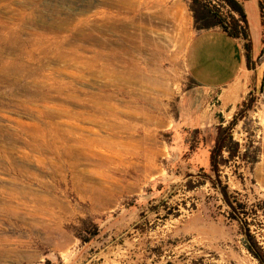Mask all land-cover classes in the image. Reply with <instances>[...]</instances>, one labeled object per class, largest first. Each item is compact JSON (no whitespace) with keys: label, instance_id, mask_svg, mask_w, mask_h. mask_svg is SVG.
<instances>
[{"label":"rangeland","instance_id":"1","mask_svg":"<svg viewBox=\"0 0 264 264\" xmlns=\"http://www.w3.org/2000/svg\"><path fill=\"white\" fill-rule=\"evenodd\" d=\"M139 4L0 0V264H260L197 175L218 125L189 136L179 122L194 84L185 23L150 22ZM173 23L183 39H165ZM226 117L240 155L224 152L220 179L256 206L264 247V90Z\"/></svg>","mask_w":264,"mask_h":264},{"label":"crops","instance_id":"2","mask_svg":"<svg viewBox=\"0 0 264 264\" xmlns=\"http://www.w3.org/2000/svg\"><path fill=\"white\" fill-rule=\"evenodd\" d=\"M243 6L253 41L250 65L242 38L229 36L220 26L196 30L188 0L153 2L155 18L159 21L180 19L185 23L188 39L182 51L194 84L181 96L180 104L185 110L179 122L191 128L224 125L226 114L233 112L248 94L260 91L261 83L263 87L264 63L260 55L264 47V23L259 0H243ZM173 25L170 26L175 29ZM175 30L178 34H168L171 40L183 39V33Z\"/></svg>","mask_w":264,"mask_h":264},{"label":"trees","instance_id":"3","mask_svg":"<svg viewBox=\"0 0 264 264\" xmlns=\"http://www.w3.org/2000/svg\"><path fill=\"white\" fill-rule=\"evenodd\" d=\"M189 7L194 16V24L197 31L208 30L220 26L229 36L233 38H242L244 40V48L249 65L252 61L253 41L248 24L247 14L243 6V0H188ZM260 11L264 23V1L259 0ZM264 43V36H263ZM264 51V47L262 52ZM262 92V83L259 87ZM237 118L224 126L218 125L215 143L210 148L209 154V171L204 166L199 167L198 176H203L212 182L221 195L223 202L228 207V214L234 220H237L240 226L244 229L246 235L244 239L245 247L252 253L259 261L264 264V247L257 239L256 235L250 229L249 218L257 213L256 206L249 207L246 202L231 195L227 185L222 183L221 166L225 164L226 159L223 158L224 152L229 151L231 157L240 155V146L235 142L232 146L233 137L231 130L237 123ZM201 128H194L192 133L188 131L189 136L201 132ZM192 139V137H191ZM190 139V140H191ZM193 140V139H192ZM233 149V150H232ZM191 177L194 174H190ZM216 176V178H214ZM97 233L93 231V236ZM92 237H87V241L92 240Z\"/></svg>","mask_w":264,"mask_h":264},{"label":"bare ground","instance_id":"4","mask_svg":"<svg viewBox=\"0 0 264 264\" xmlns=\"http://www.w3.org/2000/svg\"><path fill=\"white\" fill-rule=\"evenodd\" d=\"M140 1H143V3H144V5L145 4H147V7H148V18H149V20H150V22H151V20H153L154 19V17H155V13H153L152 12V7H153V0H126L125 2L124 1H122L121 2V0H120V3H121V7L123 6V7H125L126 8V10L127 9H130V11L128 10V12L127 13H130V14H135V12H136V10H137V4H139V2ZM13 2V1H12ZM150 3H152V4H150ZM110 4V3H109ZM116 4V3H115ZM140 4H142V2L140 3ZM139 4V5H140ZM120 5V4H119ZM138 5V6H139ZM109 6V5H108ZM39 7V6H38ZM120 7V6H119ZM22 8V7H21ZM31 8V7H30ZM110 8V7H109ZM112 8H114V7H112ZM145 9H147V8H145ZM149 10L151 11V12H149ZM89 11V10H88ZM87 11V12H88ZM114 11V10H113ZM116 11V10H115ZM140 11V10H139ZM86 12V13H87ZM116 12H118V11H116ZM120 12V11H119ZM126 12V11H125ZM95 15H99V17H101V13H102V17H103V13H105V11H95V12H93ZM127 13H125V15L127 14ZM83 14V13H82ZM116 14V13H115ZM122 14V13H121ZM139 14V13H138ZM137 14V15H138ZM16 15H18V14H16ZM80 15V14H79ZM118 15V14H117ZM124 15V14H123ZM123 15H122V17H123ZM128 15V14H127ZM146 15V14H145ZM73 16V15H72ZM78 16V15H77ZM105 16V15H104ZM119 16H120V14H119ZM82 17V16H81ZM91 17V15L90 14H86V16H83L82 18H80V17H78V19L75 21V22H73V26L74 27H77V26H79V25H84V27L82 28L84 31H86L87 30V28L86 27H88L89 25H90V18ZM95 17V16H94ZM75 18V17H74ZM138 18V17H137ZM128 19V18H127ZM126 19V20H127ZM92 20V19H91ZM99 20V19H98ZM97 20V21H98ZM124 20V19H123ZM129 20V19H128ZM168 21L169 20H165L164 18H162L159 22H160V24L163 26V25H165V24H167L168 23ZM122 22V21H121ZM3 26H5V25H3ZM10 27V26H9ZM7 28H8V26H7ZM11 28V27H10ZM17 28V27H16ZM3 30H7V29H3ZM13 30V29H12ZM9 31V30H8ZM83 31V32H84ZM133 31V30H132ZM10 32H12V31H10ZM40 32V31H39ZM4 33V32H3ZM6 33V32H5ZM7 33H9V32H7ZM45 33V32H44ZM52 33V32H51ZM78 33V32H77ZM87 34V36H91V32H86ZM101 34V33H100ZM46 35V34H45ZM62 35V34H61ZM85 35V32H84V34L82 35V36H84ZM164 35V34H163ZM3 36V35H2ZM9 36V35H8ZM164 37H165V39H167V40H171V37H170V35H164ZM74 38V37H73ZM85 38V37H84ZM128 39H129V37H128ZM39 40H40V38H39ZM65 40V39H64ZM179 40V38H177L176 39V41H178ZM43 41V40H42ZM112 41V40H111ZM126 41V40H125ZM39 42V41H38ZM120 42V41H119ZM71 43V42H70ZM51 44H52V42H51ZM88 44V43H87ZM110 44V43H109ZM74 46V45H73ZM107 46H109V45H107ZM78 47V46H77ZM92 47V46H91ZM112 47V46H111ZM76 48V47H75ZM80 48V47H79ZM97 48V47H96ZM120 48V47H119ZM45 49V48H44ZM57 49V48H56ZM74 49V48H73ZM114 49V48H113ZM61 50V49H60ZM54 51V50H53ZM58 52V51H57ZM72 52V51H71ZM53 53V52H52ZM56 54V53H55ZM80 54V53H79ZM77 55V54H76ZM90 56V55H89ZM61 58V57H60ZM98 59V58H97ZM104 60V59H103ZM88 61V60H87ZM82 64V63H81ZM24 71V70H23ZM105 108L106 107H104V110H105ZM109 108V107H108ZM110 109V108H109ZM103 110V111H104ZM109 112H112V111H109ZM108 113V112H107ZM149 114V113H148ZM147 114V115H148ZM104 115V114H103ZM105 115H106V113H105ZM104 115V116H105ZM112 115V114H111ZM107 116V115H106ZM108 116H110V114L108 115ZM137 116V115H136ZM113 117V116H112ZM111 117V118H112ZM133 117H135V116H133ZM138 117V116H137ZM80 118V117H79ZM139 118H141L140 116H139ZM138 118V119H139ZM110 119V118H109ZM113 119V118H112ZM142 119H143V117H142ZM111 120V119H110ZM114 120H115V118H114ZM137 121V120H136ZM141 121H143V120H141ZM144 121H146V123H149L150 122V116L148 115V116H146V118L144 119ZM140 122V121H139ZM115 125L116 126H118L116 123H115ZM114 125V126H115ZM115 126V127H116ZM115 129V128H114ZM87 137V136H86ZM89 137V136H88ZM88 137H87V139L86 140H88V141H92L91 139H88ZM107 137V136H106ZM90 138V137H89ZM84 139V138H83ZM93 139V138H92ZM102 139H104V140H106L105 138H102ZM95 141V140H94ZM94 141H92V142H94ZM97 141V140H96ZM102 141V140H101ZM104 143V142H103Z\"/></svg>","mask_w":264,"mask_h":264},{"label":"built area","instance_id":"5","mask_svg":"<svg viewBox=\"0 0 264 264\" xmlns=\"http://www.w3.org/2000/svg\"><path fill=\"white\" fill-rule=\"evenodd\" d=\"M260 60H261V62H263L264 63V51L261 53V55H260Z\"/></svg>","mask_w":264,"mask_h":264},{"label":"water","instance_id":"6","mask_svg":"<svg viewBox=\"0 0 264 264\" xmlns=\"http://www.w3.org/2000/svg\"><path fill=\"white\" fill-rule=\"evenodd\" d=\"M262 88H263V90H264V80H263V87H262Z\"/></svg>","mask_w":264,"mask_h":264}]
</instances>
